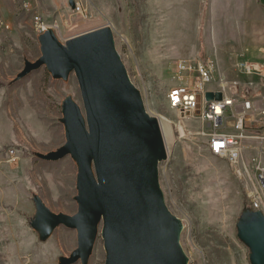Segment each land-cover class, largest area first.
I'll list each match as a JSON object with an SVG mask.
<instances>
[{
	"label": "rangeland",
	"instance_id": "374dc122",
	"mask_svg": "<svg viewBox=\"0 0 264 264\" xmlns=\"http://www.w3.org/2000/svg\"><path fill=\"white\" fill-rule=\"evenodd\" d=\"M69 1L0 0V17L10 25L0 35V264H60L77 247L76 230L58 226L43 237L32 227L36 199L55 213L77 211L76 161L70 155L55 161L39 155L57 150L66 140L63 101L71 98L82 105L74 73L54 78L41 66L18 77L25 61L41 55L35 13L45 23L56 22L59 31L54 35L63 45L108 27L145 110L168 120L159 121L166 157L158 164V183L166 207L181 222L179 244L186 264H250L235 225L249 209L256 167L264 166V129L246 131L248 137L238 146L239 162L232 164L213 154L208 137L198 134L210 131L208 122L181 117L167 104L169 88L176 83L175 62L181 58L213 62L212 87L237 80L240 87L264 94V62H256L263 66V77L246 75L239 71L242 59L221 54L225 61H217L214 50L232 47L240 6L248 0H73L82 2L86 16ZM226 65L228 72L219 71ZM178 125L184 130L181 138ZM105 258L99 229L86 264H105Z\"/></svg>",
	"mask_w": 264,
	"mask_h": 264
},
{
	"label": "water",
	"instance_id": "95a60500",
	"mask_svg": "<svg viewBox=\"0 0 264 264\" xmlns=\"http://www.w3.org/2000/svg\"><path fill=\"white\" fill-rule=\"evenodd\" d=\"M69 4L74 7L73 0ZM39 42L41 55L25 61L18 77L41 66L54 78L74 73L82 105L71 98L63 101L66 140L39 155L50 161L70 155L76 161L77 211L55 213L36 199L32 227L43 237L58 226L77 231V247L60 264H86L99 229L105 264H186L179 244L181 222L166 207L158 183V164L166 157L160 124L145 110L111 30H91L63 45L49 28ZM205 97L221 99V93L206 92ZM235 226L249 263L264 264V214L245 209Z\"/></svg>",
	"mask_w": 264,
	"mask_h": 264
},
{
	"label": "built area",
	"instance_id": "2783aa9c",
	"mask_svg": "<svg viewBox=\"0 0 264 264\" xmlns=\"http://www.w3.org/2000/svg\"><path fill=\"white\" fill-rule=\"evenodd\" d=\"M28 7V3L24 5ZM73 10L86 16V9L81 1H74ZM33 28L38 35L47 29L54 33L59 27L45 23L41 16L35 13L32 17ZM10 25L0 17V35L7 32ZM239 71L246 75L262 73V65L256 62H240ZM214 65L211 61H200L181 58L175 62L174 78L176 83L169 88L173 94V104L178 115L184 118H199L210 125V131H200L198 134L212 136V144H207L209 150L218 156L226 157L232 164L239 159L238 146L243 138L248 137L249 129H264V94L240 87L237 80L220 81L217 87H212L216 81ZM249 86L252 84L247 83ZM206 92H220L221 99H206ZM264 137V136H263ZM261 137V138H263ZM9 155L13 151L9 150ZM14 160V156H10ZM245 169V166H242ZM237 172H241V165ZM255 190L249 194L250 206L264 214V166L256 167Z\"/></svg>",
	"mask_w": 264,
	"mask_h": 264
},
{
	"label": "crops",
	"instance_id": "0c3cea01",
	"mask_svg": "<svg viewBox=\"0 0 264 264\" xmlns=\"http://www.w3.org/2000/svg\"><path fill=\"white\" fill-rule=\"evenodd\" d=\"M240 11L239 31H233L231 35L234 44L232 47L225 44V47L223 45L215 46L217 61H225L224 58H227L228 55L230 57L236 55L243 62H264V3L261 0L244 1L240 6ZM221 54L224 58H220ZM228 68L226 65L219 71L224 72Z\"/></svg>",
	"mask_w": 264,
	"mask_h": 264
},
{
	"label": "bare ground",
	"instance_id": "6f19581e",
	"mask_svg": "<svg viewBox=\"0 0 264 264\" xmlns=\"http://www.w3.org/2000/svg\"><path fill=\"white\" fill-rule=\"evenodd\" d=\"M167 104H168L170 109L175 111V107H174V104H173V94H171V91L167 94ZM157 120H158V122L160 120H163L166 123L168 122V120L166 118L162 117V116L158 117ZM163 121H161V122H163ZM177 135L180 138L184 136V130H183L182 126L178 125V127H177ZM207 137H208V144H212V136H207Z\"/></svg>",
	"mask_w": 264,
	"mask_h": 264
},
{
	"label": "trees",
	"instance_id": "16d2710c",
	"mask_svg": "<svg viewBox=\"0 0 264 264\" xmlns=\"http://www.w3.org/2000/svg\"><path fill=\"white\" fill-rule=\"evenodd\" d=\"M248 206H249V209H252V207L250 205H248Z\"/></svg>",
	"mask_w": 264,
	"mask_h": 264
}]
</instances>
